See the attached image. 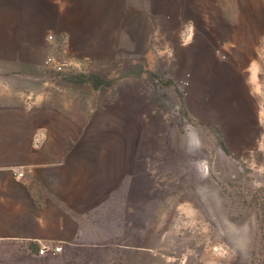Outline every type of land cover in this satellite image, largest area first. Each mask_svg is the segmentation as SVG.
Returning a JSON list of instances; mask_svg holds the SVG:
<instances>
[{
	"label": "rangeland",
	"instance_id": "obj_1",
	"mask_svg": "<svg viewBox=\"0 0 264 264\" xmlns=\"http://www.w3.org/2000/svg\"><path fill=\"white\" fill-rule=\"evenodd\" d=\"M206 3L207 19L179 25L145 0L148 24L128 26L130 36L144 28L137 47L126 48L119 30L127 26L117 24L113 37L120 41L114 40L111 55L71 57L57 52L54 41L50 59L54 68H74L62 75L88 81L98 102L113 112L112 143L137 146L130 200L193 188L175 224L141 236L130 223L129 243L144 248L114 242L67 257L37 258L30 249L0 242V264L11 258L12 264H264V0ZM185 44H192L195 54L200 46L203 52L202 59L193 53L186 76L181 72ZM174 123L192 130L194 153L171 145L168 130ZM214 187L224 193L229 219L220 230L199 201L202 189L211 194ZM114 223L119 226V220ZM245 223L251 232L240 247L231 228Z\"/></svg>",
	"mask_w": 264,
	"mask_h": 264
},
{
	"label": "crops",
	"instance_id": "obj_2",
	"mask_svg": "<svg viewBox=\"0 0 264 264\" xmlns=\"http://www.w3.org/2000/svg\"><path fill=\"white\" fill-rule=\"evenodd\" d=\"M151 1L172 24L207 19L208 0ZM148 14L145 0H0V242L10 249L25 247L45 258L51 253H38L44 244H62V257L114 242L144 248L129 243L128 225L141 236L167 230L193 194L192 187H181L130 200L137 146L112 143L113 112L98 102L88 81L62 75L74 68H54L50 60L54 41L57 52L71 57L111 55L114 40L120 41L113 37L117 24L127 26L119 30L126 48H135L144 28L130 36L128 26L148 24ZM199 51L192 44L182 49L185 76L192 72L193 53L203 58L201 46ZM168 136L174 148L194 153L192 130L174 123ZM213 189H202L199 201L220 230L229 219L224 193ZM246 226L231 228L240 247L251 232Z\"/></svg>",
	"mask_w": 264,
	"mask_h": 264
},
{
	"label": "built area",
	"instance_id": "obj_3",
	"mask_svg": "<svg viewBox=\"0 0 264 264\" xmlns=\"http://www.w3.org/2000/svg\"><path fill=\"white\" fill-rule=\"evenodd\" d=\"M18 175L22 174V171H18L17 172ZM63 246L62 244H53V245H49V244H44L42 246H40L38 248V253L39 254H46V253H52V254H56L58 252H60L62 250Z\"/></svg>",
	"mask_w": 264,
	"mask_h": 264
},
{
	"label": "trees",
	"instance_id": "obj_4",
	"mask_svg": "<svg viewBox=\"0 0 264 264\" xmlns=\"http://www.w3.org/2000/svg\"><path fill=\"white\" fill-rule=\"evenodd\" d=\"M84 77V76H83ZM91 79L89 78V81H90ZM95 85H97V84H95Z\"/></svg>",
	"mask_w": 264,
	"mask_h": 264
}]
</instances>
